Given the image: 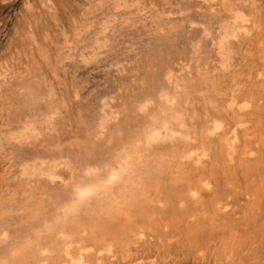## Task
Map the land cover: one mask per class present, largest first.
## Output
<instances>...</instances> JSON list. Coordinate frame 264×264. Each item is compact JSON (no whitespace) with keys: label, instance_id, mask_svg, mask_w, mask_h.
<instances>
[{"label":"rangeland","instance_id":"1","mask_svg":"<svg viewBox=\"0 0 264 264\" xmlns=\"http://www.w3.org/2000/svg\"><path fill=\"white\" fill-rule=\"evenodd\" d=\"M127 257L264 264V0H0V264Z\"/></svg>","mask_w":264,"mask_h":264},{"label":"bare ground","instance_id":"2","mask_svg":"<svg viewBox=\"0 0 264 264\" xmlns=\"http://www.w3.org/2000/svg\"><path fill=\"white\" fill-rule=\"evenodd\" d=\"M171 11H172V9H171ZM174 11V10H173ZM174 35H171V34H168V35H157L158 36V39H159V41H155L156 43H157V46H158V44H163L166 48H167V50H171L172 48H173V45H174V41L176 40V39H178L179 38V36H181V33H179L178 34V36L177 35H175L176 33H173ZM141 41H147L146 39H141ZM136 42H138V41H135L134 43H136ZM138 43H140V46L142 45V43L143 42H138ZM154 42L152 41V44H153ZM144 44V43H143ZM154 45H155V43H154ZM136 46V45H135ZM143 46V45H142ZM141 46V48H140V50L143 52V53H145V52H149V50L150 51H155L154 50V47L153 46H151V48L150 49H148V48H146V47H142ZM157 48V47H156ZM159 49V48H158ZM161 49V48H160ZM163 49H164V47H163ZM25 82V81H24ZM27 85H29L28 83H27ZM26 85V86H27ZM25 86V85H24ZM16 97V96H15ZM161 103V102H160ZM163 104V103H162ZM70 131V130H69ZM33 157V156H32ZM51 177H53V175L51 176ZM134 249V248H133ZM171 251H173V250H171ZM175 251V250H174ZM173 251V252H174ZM180 252H178V254H179ZM180 255H181V253H180ZM130 256V255H129ZM131 257V256H130ZM134 257V256H133ZM133 257H131V260L130 261H132L134 258ZM116 258H118V256L116 257ZM133 258V259H132ZM136 259V258H135ZM134 259V260H135ZM120 260V259H119ZM122 260V259H121ZM124 260V259H123ZM128 261V262H127ZM129 261V257H127V260H126V262H125V264H130L131 262ZM161 261V260H160ZM116 262H117V259H116ZM122 262V261H121ZM133 262V261H132ZM162 262H164V261H162ZM120 263V262H119ZM161 263V262H160ZM188 263V262H187ZM114 264H117V263H115L114 262ZM121 264V263H120Z\"/></svg>","mask_w":264,"mask_h":264}]
</instances>
